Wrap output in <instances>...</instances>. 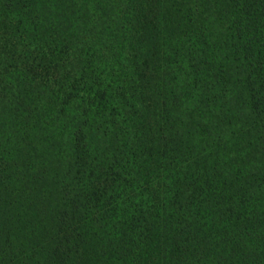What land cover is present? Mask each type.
<instances>
[{"label": "trees", "instance_id": "trees-1", "mask_svg": "<svg viewBox=\"0 0 264 264\" xmlns=\"http://www.w3.org/2000/svg\"><path fill=\"white\" fill-rule=\"evenodd\" d=\"M0 264H264V0H0Z\"/></svg>", "mask_w": 264, "mask_h": 264}, {"label": "rangeland", "instance_id": "rangeland-1", "mask_svg": "<svg viewBox=\"0 0 264 264\" xmlns=\"http://www.w3.org/2000/svg\"><path fill=\"white\" fill-rule=\"evenodd\" d=\"M74 2H79V0H74ZM88 25H91V22ZM88 28L89 29H94V28H91L90 26ZM83 30H84V28H81L80 32L78 34H76V35H79V39L75 40V44H76L77 47L79 46V45H77V43L80 40L81 35H87V30H85V31H83ZM95 47H100V46H99V44L96 43V44H94V48ZM105 49L106 48L102 49V50H104V54H105V57H106V59H105V61H106V63H105L106 64L105 71H108L110 68H114L116 70H119L120 65H121V62H120L121 59H119L118 57L114 58V54H112V52L110 50H106L105 51ZM151 176H153V175H151ZM151 186L153 187L154 184H151ZM144 197H147L148 199L151 198V200H154V198L156 197V192L155 191L154 192L151 191L148 196H144Z\"/></svg>", "mask_w": 264, "mask_h": 264}]
</instances>
